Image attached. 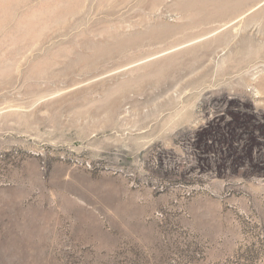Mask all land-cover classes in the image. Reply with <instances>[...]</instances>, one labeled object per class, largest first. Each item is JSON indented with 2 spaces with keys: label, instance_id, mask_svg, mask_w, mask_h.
Masks as SVG:
<instances>
[{
  "label": "rangeland",
  "instance_id": "rangeland-1",
  "mask_svg": "<svg viewBox=\"0 0 264 264\" xmlns=\"http://www.w3.org/2000/svg\"><path fill=\"white\" fill-rule=\"evenodd\" d=\"M0 264H264V0H0Z\"/></svg>",
  "mask_w": 264,
  "mask_h": 264
}]
</instances>
